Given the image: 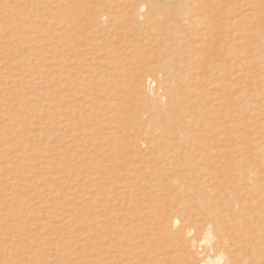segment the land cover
I'll use <instances>...</instances> for the list:
<instances>
[{"label":"rangeland","instance_id":"rangeland-1","mask_svg":"<svg viewBox=\"0 0 264 264\" xmlns=\"http://www.w3.org/2000/svg\"><path fill=\"white\" fill-rule=\"evenodd\" d=\"M117 1L0 0V264H195L176 242L168 261L145 251L169 207L223 221L213 259L264 264V238L221 230L244 212L264 229V0H234L231 51L219 37L180 70L151 53L139 92L156 32ZM188 35L212 44L206 25Z\"/></svg>","mask_w":264,"mask_h":264},{"label":"bare ground","instance_id":"bare-ground-1","mask_svg":"<svg viewBox=\"0 0 264 264\" xmlns=\"http://www.w3.org/2000/svg\"><path fill=\"white\" fill-rule=\"evenodd\" d=\"M223 1L225 0L117 1V5L131 9L125 10L124 12L122 11L125 20L135 21L138 17L145 18L146 26L151 29L153 28L154 32H156L154 40L149 38L147 42L137 43V51L139 52L141 60H144V64H142L141 73H137L134 77V89L136 92L141 91V88L143 87L145 77L143 74L149 71L148 64L151 61V53L159 58H169V61L165 62V69L170 70V68L177 65L180 70V63L185 60L184 57L188 56L189 53L196 55L198 54V50L205 49L211 54L213 49L212 45L215 42H218L217 38L219 37L228 43L230 42L228 51L233 50L235 44L234 40L242 37V35L231 36V31L235 26V23L239 22V25L241 23L244 24L246 19L236 18L233 6L234 0ZM172 5L178 6V12H183L186 16L176 17L178 14L174 13L176 15L173 20L176 25L171 24L170 21L167 20V23L162 27L161 18H163V13H166V8L171 7ZM189 9H195L194 11L197 10V12L193 15H189ZM198 10H202L203 13L198 12ZM263 15L264 13L260 18L262 20L264 19ZM102 16H104V14ZM162 20L164 21V19ZM94 21L95 20L91 18L90 24H93ZM197 24L206 25L207 31L213 36L211 41L212 44H209L207 47H204L203 44H195V42H192L190 35H188L189 30ZM186 35L188 36L185 38ZM135 38L137 41L141 40L140 36L135 35ZM169 41H171V43H169ZM175 74L176 73L172 71H168L166 80H170ZM189 75L192 76V74ZM152 80L153 78H146L148 83H151ZM157 80L160 83H163L164 81V79ZM171 94L173 95L174 93L172 92ZM243 202L244 201H241V203ZM255 205H262L264 210V201H255ZM244 214L245 218L235 222V225H224L221 230L223 231L229 229L230 226L231 228L235 226L238 230L236 237L240 235L241 238L250 241L253 249L260 252L259 242L261 240L259 239L264 238V229L260 227L258 234L254 235V227L252 223L255 219L252 221V215L249 212H244ZM195 215L199 217L190 228L186 221L187 217L185 213L174 215L171 213V208L169 207L165 213L158 218L157 239H151L150 242H148V246L145 247V251H148L149 254H154L156 257L163 255L165 259L164 261H168V257L173 256L171 252H174L171 250L173 249L172 243L176 242L180 247L185 248V250L186 248H189L195 252L193 256V263L195 264H242L236 250L229 251L227 255L221 252L216 255L214 259L212 258L209 252L225 241L222 236L223 234L218 233L217 231L219 229L217 228V225L219 222L223 221L218 218L212 219L209 214L207 216V214L200 211H196ZM153 250H155L154 253ZM157 251H160L161 253L157 255ZM187 257L185 259L189 260ZM159 260H161V258Z\"/></svg>","mask_w":264,"mask_h":264}]
</instances>
